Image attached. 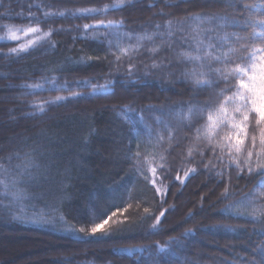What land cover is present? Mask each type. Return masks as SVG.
Instances as JSON below:
<instances>
[{
    "label": "trees",
    "instance_id": "1",
    "mask_svg": "<svg viewBox=\"0 0 264 264\" xmlns=\"http://www.w3.org/2000/svg\"><path fill=\"white\" fill-rule=\"evenodd\" d=\"M117 2L126 6L87 18L59 16L66 10ZM170 3L176 4L178 0H0V16L12 17L0 19V28L26 24L25 28L39 26L45 32L55 30L43 47L19 54L10 50L19 47L23 39H0V163L7 167V157L18 152L23 159L25 153H33L40 170L56 169V181L65 183L60 188L62 200L45 192L40 202L50 205L58 202L59 211L54 215L62 214L67 222L57 224L56 228L21 223L13 221L9 210L0 207V226L20 238L32 235L45 239L43 253L50 263L248 264L253 259L261 260L257 245L264 241V224L251 216L238 217L232 211L217 210L238 201L264 177H249L244 172L237 178L236 170L230 169L221 178L205 170L210 160L216 165L211 153L201 157L194 149L189 154L194 129L185 127L188 122L182 119L180 102H185L186 112L188 102L214 100L218 89L196 88L185 80L182 72L192 65L179 62L176 53L184 48L181 44L163 49L158 55L150 54L149 49L166 43L154 37V42L145 41L139 51L125 55L119 49L135 45L136 35L154 33L156 24L172 20L175 28L177 19L194 12L227 13L230 20L240 23H229L221 34L236 32L248 36L247 43L259 47L261 38L250 34L264 30V26L256 23L264 21V7H261L264 0H236L235 7L200 0L179 3L178 7L169 6ZM244 5L253 7L245 9ZM46 12L55 15L39 24L20 18L30 14L43 17ZM100 20H123L124 26L83 28ZM195 23L186 20L183 26L191 31ZM125 32L131 33L133 39L117 35ZM27 36L35 39L31 34ZM80 57L92 59L86 65L76 63ZM170 61L167 67H151L153 63L169 65ZM83 81L87 83H77ZM36 84L43 87H28ZM74 93L88 95L74 97ZM58 96L69 99L58 105H46L44 115L33 107ZM148 105L163 111L148 110ZM32 113L37 114L33 117ZM85 115L88 121L82 125L78 119ZM66 116L73 123L63 121ZM111 127L121 136V159L102 184L96 174L105 167L104 154L114 137L102 136V129ZM8 140L10 144L5 146ZM11 163L22 160L13 159ZM62 168L72 171L62 173L59 170ZM191 169L195 173H190ZM186 173L190 174L186 177ZM226 187L231 194L221 199ZM108 188L113 192L110 199L102 197L106 193L103 189ZM92 189L103 194L96 202L91 201L94 210L88 212L84 205L85 201L89 202L86 197ZM0 204L8 205L9 199H0ZM44 204H38L37 208L44 209ZM16 210L18 206L13 207ZM94 211H104L106 215L97 218ZM161 212L165 215L157 224L156 217ZM104 219L109 221V230L123 231L111 237H102L99 231L95 236L79 233L81 227L90 228L92 223ZM218 224L231 225L232 229L208 227ZM153 225L157 227L153 229ZM65 227L76 231L58 230ZM170 238L178 240L173 242ZM158 245H164L165 251L160 252ZM0 264L4 261L0 260Z\"/></svg>",
    "mask_w": 264,
    "mask_h": 264
},
{
    "label": "snow or ice",
    "instance_id": "2",
    "mask_svg": "<svg viewBox=\"0 0 264 264\" xmlns=\"http://www.w3.org/2000/svg\"><path fill=\"white\" fill-rule=\"evenodd\" d=\"M134 2V0H129ZM190 0H178L176 4H169L172 7H178L179 3H188ZM201 3H224L229 7H235L236 0H200ZM126 6L120 2L104 5L103 7H86L74 10H66L59 13L60 17L69 15L73 18H87L90 15H103L110 9H119ZM245 9L253 7L252 5H244ZM264 7V5H261ZM184 11H187L186 9ZM161 15H171L170 13ZM53 13H45L43 17L29 15L20 17L30 21L39 23L46 22L48 18L53 16ZM7 14L0 16V19H9ZM192 20L196 23L191 26V31L184 28V22ZM222 21V23H217ZM229 23L239 24L238 20H230L227 13L219 12L206 13L194 12L189 13L183 19L166 21L164 24H156L154 33L145 32L142 35H136L137 43L130 45L127 49H119L127 55L129 51H139L145 41L154 42V37H159L166 43L153 47L148 50L150 54L158 55L163 49H172L174 44H181L184 48L176 53L179 62L191 64L192 67L187 68L182 72V76L186 81L190 82L196 88L215 87L218 91L215 92V99L209 101H197L195 104L188 102L186 105L187 111L184 112L185 102L181 104V116L188 123L185 127L194 129L192 145L189 147V154L196 150V155L203 157L205 154L211 153L212 159L216 161V165H224L217 169V166L212 164L211 160L205 165V170L215 172L217 176L223 177L230 169H235L237 178H241V174L247 172L249 177L258 176L264 177V30L253 32L250 35L261 38V46L257 47L254 44L247 43L249 37L242 36L236 32L221 31L229 26ZM264 26V21H259ZM203 25H211V27H203ZM123 27L124 21H96L94 24L83 25L84 29H94L99 27L112 28ZM7 28V38L15 41L19 37L17 33L23 32L25 35L31 34L35 36L34 40H28L27 44H21L17 48L10 51L12 53H23L29 49L43 47L55 30L43 31L39 26H29L27 28L17 27L15 25H4ZM161 28L164 29L161 32ZM111 34V33H110ZM122 35L129 40L133 36L129 32ZM3 39V37H0ZM54 47V44L50 45ZM112 43L109 42V47ZM119 48V46L117 45ZM92 58L80 57L76 63L88 64ZM98 59V58H97ZM167 59V58H165ZM117 62L120 57H116ZM169 65L152 64L153 69L161 66ZM87 83V81L77 82ZM223 84L224 87H219ZM31 88H42L43 85H29ZM88 95L87 93H74V97ZM69 97L58 96L50 101H42L33 104V107L38 110V114H46V105H58L60 102H65ZM148 110H159L154 105L146 106ZM37 113H32L33 117ZM188 139L189 137H184ZM131 148L129 147V153ZM139 155L138 153L136 154ZM13 159L22 160V163L12 164ZM203 162V161H201ZM5 163H0V199H9L8 205L0 204L9 210L11 219L21 223H37L47 224L56 228L57 224H66L63 215H54L59 211V203L54 202L48 204L45 202L44 209L37 208L31 201L42 199V196H33L27 192V189L21 185L33 183L36 179L34 172L40 168L33 153H25L24 157L17 152L14 156L6 158ZM155 172V169H152ZM195 169H191L190 173H195ZM186 173V177L190 174ZM46 174V173H45ZM179 179V177H177ZM229 179L231 177L229 176ZM220 182H223L222 179ZM155 183V181H153ZM246 186V185H245ZM159 191V190H158ZM229 188L226 187L221 194V199L227 198L230 195ZM259 202V206L258 205ZM18 206V210L13 211V207ZM31 209V214H28ZM251 209V211H249ZM232 211L235 216L244 217L251 216L261 224H264V180H258L253 187L244 193L238 201L226 205L224 209H218V212ZM148 209H145V213ZM97 218L106 215L104 211H94ZM165 215L161 212L156 217L159 224L161 217ZM191 215V213L189 214ZM157 225H153L155 229ZM210 228L228 229L231 230V225H209ZM58 230L76 231L73 228L65 227ZM79 233L85 236H95L98 231L102 237L115 236L123 229L109 230V221L101 220L100 223H92L90 228L81 227ZM191 231V229L187 230ZM176 242L178 238H170ZM159 251L164 252V245H158ZM257 249L261 250V260L248 261V264H264V241L257 245Z\"/></svg>",
    "mask_w": 264,
    "mask_h": 264
},
{
    "label": "rangeland",
    "instance_id": "3",
    "mask_svg": "<svg viewBox=\"0 0 264 264\" xmlns=\"http://www.w3.org/2000/svg\"><path fill=\"white\" fill-rule=\"evenodd\" d=\"M15 25L17 27H26V24H11ZM19 39H23V42L21 44H27L28 40H34L31 36L25 35V33H17ZM0 36L4 37L2 40H9L7 38V28H0ZM20 44V45H21ZM89 115H91L89 113ZM65 116V115H64ZM88 116V115H87ZM86 115L83 116L82 118L78 119L79 123L82 125L86 124ZM69 116H66V118L63 119L66 121H69L70 123H73V120L70 118H67ZM109 135L110 137H113L111 140L110 145L108 146V150L104 154V159H106L105 167L102 169V172L99 171L96 174V179L99 177V182L102 184L104 181H107V178L110 173L114 172L115 169L119 166V160L120 155H119V146H120V134L114 130V128H109L108 130L102 129V136ZM122 139V138H121ZM13 140V139H12ZM52 140V139H51ZM10 142L9 140L5 142V146L9 145ZM113 144V145H112ZM2 146V144H1ZM0 146V147H1ZM79 165V162L76 161V166ZM63 169V170H62ZM59 169L62 173H67L71 172L72 168L67 169V168H62ZM56 169L53 168H41V170H36L34 172V175L36 176V179L33 183L27 184V185H21V187H24L27 189V192L30 195L33 196H42L44 198L45 192H48V194L55 196L56 200H62V191H60L61 187H65V183H61L56 181ZM46 173V174H45ZM80 173V172H79ZM36 174H39L38 176ZM88 176H92L89 174ZM59 184L58 187L55 184ZM95 185H93L94 189ZM99 186H97L98 188ZM100 188V187H99ZM33 189L34 192L31 190ZM59 189V190H58ZM90 190L89 196L87 195L86 199L89 201H85V208L87 209L88 212H92L93 205H91L92 202H96L103 193V191H106L102 197L110 199L111 196L113 195V192H111V189H103L102 192L99 193L96 192V190ZM102 189V188H101ZM65 199V197H64ZM42 199L36 200V202L33 200L31 201L32 204H35L36 206L43 205L44 203H41ZM45 205V204H44ZM230 211V210H229ZM26 238H20L15 234H12L11 232L4 230L0 226V260L4 261V264H57V263H50L46 256V254L43 253V250L46 246V240L41 238H38L36 236H25ZM230 244L232 243V240L229 239ZM45 245V246H44Z\"/></svg>",
    "mask_w": 264,
    "mask_h": 264
}]
</instances>
